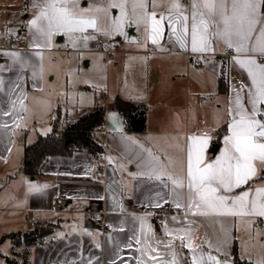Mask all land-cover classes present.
<instances>
[{"label": "crops", "instance_id": "1", "mask_svg": "<svg viewBox=\"0 0 264 264\" xmlns=\"http://www.w3.org/2000/svg\"><path fill=\"white\" fill-rule=\"evenodd\" d=\"M33 2L4 0L2 4L3 11L11 12L9 6L14 7L5 21L6 36L0 44L4 49L0 60V240L29 231L36 224H54L51 237L32 248L31 264H157L151 259L154 255L169 262L175 259L176 264H193L194 254L200 264H212L209 255L220 264H235V252L250 264H264V216L190 211L187 189L174 190L168 179L169 175H185L190 137L207 138L205 162H214L225 150L234 87L250 81L234 64L235 52L225 54L226 46L221 41L213 43L214 51L193 52L190 38L182 45L165 21L154 44L144 25L139 41L132 43L142 65L132 81L125 78L127 85L122 82L115 95L130 105L146 108V130L129 132L125 112L115 108L116 98L109 99L103 126L96 132L104 147L101 158L86 151L52 155L41 174L23 172L25 145L44 135L30 100L40 98L46 82L54 80L46 68V58L56 51V37L60 35L58 41H64L67 34L79 33L105 38L109 30L104 12L95 11L98 3L71 0L75 11L99 17L98 30L54 31L50 40H45L30 25L38 11ZM180 3L187 8L190 0ZM168 7L165 0L156 8L158 16H167ZM5 39L11 42L5 43ZM124 48L119 45L117 52H124ZM190 55L201 59L202 65L190 63ZM258 62L263 61L258 58ZM95 105H99L98 99L87 109L52 102L48 122L52 126L60 108L61 120H66L67 126ZM153 171L160 175L159 180L148 179ZM257 188H264V172H258L243 188L222 194L235 198L245 190L254 193ZM55 197L69 199L60 212H54ZM254 198L257 204L264 201V196ZM166 202L175 206L179 203L184 215L167 216L158 225L149 213ZM89 210L106 211L109 230L105 234ZM188 236L195 253L181 246L180 237L188 242ZM3 241L8 245L2 250L0 243V264H12L6 257L19 261L15 243L10 238ZM169 243L173 244L171 249L165 247Z\"/></svg>", "mask_w": 264, "mask_h": 264}, {"label": "snow or ice", "instance_id": "2", "mask_svg": "<svg viewBox=\"0 0 264 264\" xmlns=\"http://www.w3.org/2000/svg\"><path fill=\"white\" fill-rule=\"evenodd\" d=\"M164 3L165 0H107L108 8L120 9V16L112 20L110 30L122 28L131 5V16L149 29L152 43H157L165 21L182 45L190 38L193 52L214 51L213 43L221 41L235 52L232 56L234 64L250 81L249 84L242 81L234 87L229 135L225 137L226 147L221 156L214 162H205L203 154L207 138L190 137L185 175H169L168 179L174 190L187 189L190 211L264 216V201L257 204L254 198L264 196V188H257L254 193L245 190L235 198L222 194L243 188L258 172H264V168H258V165H264V119L259 118L264 117V62H258V58L264 60V12L261 11L264 0H190L187 8L180 0H167L169 14L158 16L156 8ZM33 6L38 11L30 25L45 40H50L54 31L83 33L88 28L98 30L99 17L88 16L83 10L75 11L71 0H34ZM95 11L104 12L107 17V8L98 7ZM90 38L83 37L84 40ZM153 178L159 180L161 177L153 171L148 179ZM176 206L181 205L177 203ZM237 208L240 211H235ZM180 239L182 247L195 253L190 236L188 242H184V237ZM165 247L171 249L173 244ZM151 259L157 264H176L175 259L169 262L155 255ZM207 259L212 264H220L214 256L209 255ZM192 261L200 264L195 254Z\"/></svg>", "mask_w": 264, "mask_h": 264}, {"label": "rangeland", "instance_id": "3", "mask_svg": "<svg viewBox=\"0 0 264 264\" xmlns=\"http://www.w3.org/2000/svg\"><path fill=\"white\" fill-rule=\"evenodd\" d=\"M91 1L98 3L97 8H107L109 30L105 34L106 42L112 44V47L116 46L117 49L119 45L125 46L124 52L116 51L114 59L107 65L103 53L88 47L89 39H83L86 35L67 34L64 41H58L60 35L56 37V51L46 58V68L50 72V77L54 76V80L46 82L47 85L39 95L40 98L30 100V108L38 112V123L44 135L52 131V126L48 122V113L52 102L87 109L91 108L99 94L105 91L109 99L113 101L116 98V90L122 82L125 83V78L127 77L128 80L132 81L142 65L140 57L133 53L132 43L139 41L144 23L138 22L136 18L131 16V5L128 6L129 15L122 28L110 30L112 20L120 16V9L108 8L107 0ZM3 2L4 0H0V34H2L0 44H2L4 35L6 36L5 21L12 15V8L14 7L9 6L11 12L3 11ZM27 14L26 11L23 16L25 17ZM125 85L127 84L125 83ZM98 104L102 105V102L98 101ZM59 109L53 118L58 134L66 128L64 125L66 120H61L62 114L61 109ZM3 242L1 249L6 250L8 244ZM14 253L19 261L25 257L23 247L20 245L15 246Z\"/></svg>", "mask_w": 264, "mask_h": 264}, {"label": "trees", "instance_id": "4", "mask_svg": "<svg viewBox=\"0 0 264 264\" xmlns=\"http://www.w3.org/2000/svg\"><path fill=\"white\" fill-rule=\"evenodd\" d=\"M126 129L131 133H141L146 130L147 110L141 106L130 105L124 113ZM105 119V109L95 105L91 110L70 121L64 131L58 134L54 121L52 131L40 135L33 143L24 147L22 170L27 175H39L52 155L69 156L77 151H86L94 158H101L104 152L103 144L96 138V132L101 129ZM55 230L54 224H36L25 232H17L0 240V243L10 238L15 245L23 247L25 257L16 261L6 257L8 263L31 264V250L34 246L46 242ZM235 264H250L241 260L235 252Z\"/></svg>", "mask_w": 264, "mask_h": 264}, {"label": "built area", "instance_id": "5", "mask_svg": "<svg viewBox=\"0 0 264 264\" xmlns=\"http://www.w3.org/2000/svg\"><path fill=\"white\" fill-rule=\"evenodd\" d=\"M180 1H189V0H180ZM1 37V34H0ZM5 43H10V39H5ZM88 47L91 50H95L97 52H101L105 55V62L107 65L114 59V54L117 51V47H112V44L107 43L105 38L99 35H96L89 39L88 41ZM234 51L232 49H229L226 47L225 54L232 55ZM4 55V49L0 45V60L3 58ZM190 63L201 66L202 60L198 58H193L191 55L189 56ZM260 60V59H259ZM263 61L264 60H260ZM98 101L102 102V106L107 111L109 109V97L107 92H101L98 96ZM100 173H103L104 170L100 169ZM69 202L68 197H55L54 198V212H60L62 211L63 207H65ZM89 212L93 216L94 222L99 226L101 233L105 234L109 230V224L106 220V211L104 210H98V211H90ZM149 215L152 217L155 223L158 225H161L164 221V218L171 215H177L181 216L184 215V211L175 205H173L171 202H166L162 206L155 208L150 211ZM27 221L31 222L30 218L27 216Z\"/></svg>", "mask_w": 264, "mask_h": 264}, {"label": "water", "instance_id": "6", "mask_svg": "<svg viewBox=\"0 0 264 264\" xmlns=\"http://www.w3.org/2000/svg\"><path fill=\"white\" fill-rule=\"evenodd\" d=\"M129 107H130V104L129 103L120 100L119 97L116 98V100H115V108L118 111L126 112Z\"/></svg>", "mask_w": 264, "mask_h": 264}]
</instances>
